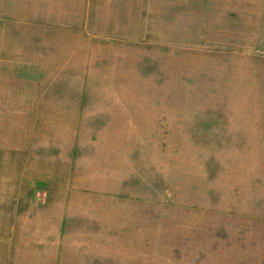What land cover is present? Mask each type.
<instances>
[{
  "label": "rangeland",
  "instance_id": "obj_1",
  "mask_svg": "<svg viewBox=\"0 0 264 264\" xmlns=\"http://www.w3.org/2000/svg\"><path fill=\"white\" fill-rule=\"evenodd\" d=\"M41 5L52 54L40 62L46 41L27 29L4 61L24 100L0 104L9 223L17 171L70 144L85 162L55 169L58 186L76 178L73 215L57 223L88 252L70 264H264V0Z\"/></svg>",
  "mask_w": 264,
  "mask_h": 264
},
{
  "label": "crops",
  "instance_id": "obj_2",
  "mask_svg": "<svg viewBox=\"0 0 264 264\" xmlns=\"http://www.w3.org/2000/svg\"><path fill=\"white\" fill-rule=\"evenodd\" d=\"M41 2L45 8L50 9L51 6H56V0H0V104L2 105L5 103L6 97H17L12 102H24V100L18 101L20 96L18 93L21 90L18 80L14 82L4 76L6 72L4 61L5 57L23 54L26 30L38 32L37 38L46 41L45 46L48 49H43L44 51L40 49L38 53L40 62L42 61L41 55L52 54L49 40L56 37L57 28L50 25V20L33 19L34 16L38 18L37 12ZM31 23H46L50 26L32 28L30 27ZM30 101L35 102V100ZM76 101L79 100L76 99ZM72 137H70L69 143L74 139V135ZM76 139L81 140L80 138ZM48 151L50 154L47 156L41 155L38 159L27 162L29 167L34 168L32 172L28 171L26 175L25 171H17L16 222L10 224L9 213L0 212V264H70L69 258L74 251L75 255L80 257L88 253L82 251L84 249L82 241L74 240L67 234L68 229L62 222L57 223V219L60 221V219L63 220L65 217L73 215L74 206L70 194L72 178L75 177L69 170V173H65L64 177H59L60 186L54 183L56 168H82L84 167L83 162H85L84 155H76L75 160H72V157L68 156L70 144L62 152L53 148H49ZM23 159L15 160L16 168L25 169L26 164ZM108 166L111 167L110 164ZM76 173L80 174L78 171ZM36 184L48 186L41 187ZM28 185H32L33 189ZM30 189L33 195L39 194L38 201L36 199L32 202L26 200V192H29ZM56 189H59L60 193H64L61 194V199L57 203L52 199ZM93 244L96 242L93 241Z\"/></svg>",
  "mask_w": 264,
  "mask_h": 264
}]
</instances>
